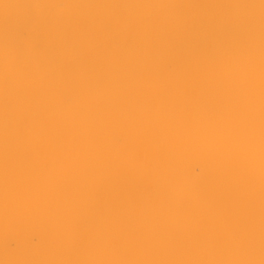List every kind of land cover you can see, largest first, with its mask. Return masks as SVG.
<instances>
[{"label":"bare ground","instance_id":"6f19581e","mask_svg":"<svg viewBox=\"0 0 264 264\" xmlns=\"http://www.w3.org/2000/svg\"><path fill=\"white\" fill-rule=\"evenodd\" d=\"M0 264H264V0H0Z\"/></svg>","mask_w":264,"mask_h":264}]
</instances>
